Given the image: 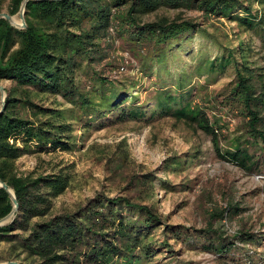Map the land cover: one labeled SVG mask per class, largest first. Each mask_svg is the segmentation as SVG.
Here are the masks:
<instances>
[{"label":"trees","instance_id":"16d2710c","mask_svg":"<svg viewBox=\"0 0 264 264\" xmlns=\"http://www.w3.org/2000/svg\"><path fill=\"white\" fill-rule=\"evenodd\" d=\"M24 1L0 0V12L8 4L14 16ZM26 5L27 27L0 18V81H11L0 113V180L19 201L16 214L0 225V244L10 242L20 264H150L158 250L173 252L174 239L187 236L194 244L195 234L167 223L156 202L100 196L57 212L56 199L73 181L72 166L42 160L43 169L26 174L18 161L27 154L76 151L78 128L172 116L212 135L221 158L251 171L264 159V0H29ZM190 11L201 15H183ZM223 18L237 22L238 45L210 30L208 21L223 23ZM196 36L203 43L194 45ZM227 72L233 80L221 94L222 114L211 115L207 109L218 97L205 95L210 85L197 80H217ZM2 105L0 91V110ZM234 110L243 131L230 138L225 151L223 112ZM119 157L125 161V154ZM152 180L147 187L148 180L141 181L138 192L155 199ZM14 207L10 191L0 186V220ZM231 210L241 207L232 201L218 207L211 221H223ZM214 225L197 232L215 237L216 251L226 257L243 234L231 239Z\"/></svg>","mask_w":264,"mask_h":264},{"label":"rangeland","instance_id":"374dc122","mask_svg":"<svg viewBox=\"0 0 264 264\" xmlns=\"http://www.w3.org/2000/svg\"><path fill=\"white\" fill-rule=\"evenodd\" d=\"M8 10L6 4L3 12L9 13ZM176 13L169 12L172 16ZM183 15L191 17L201 13L190 11ZM15 18L21 22L18 24L23 23L21 12L16 13ZM222 22L218 19L208 21L210 30L238 45L240 29L237 22L226 18ZM201 23H205V19H201ZM200 41L203 43V37L196 36L193 44ZM214 50L212 47V52ZM232 80L231 72L217 80L213 77L197 80L202 85H210L205 95L210 93L218 97L213 102L217 105L207 109L211 115L220 112L225 99L221 94L227 91V84ZM0 85L10 87L11 81H0ZM225 113L226 125H223L220 143L226 151L232 146L230 138L242 134L243 130L237 124V111ZM97 124L76 130L79 137L76 151L27 154L18 161L21 171L26 174L39 166L43 169L42 160L63 161L72 166L73 181L56 199L57 212L74 209L100 196L124 195L135 201L156 202L165 221L174 227L190 230L195 234V243L191 245L187 236L174 239L170 249L173 252L160 253L158 250L150 264H264V159L257 157V164L251 171L241 169L238 164L220 157L212 135L172 116H162L155 121L129 118L112 124L106 122L103 126ZM119 154H125L124 162ZM148 176L155 185V199L147 197L143 190L138 192L141 181L148 180L146 187L150 184ZM231 201L241 210H231L233 215L223 221L216 218L211 221L210 213L218 207L227 208ZM211 222L228 238L243 234L235 237L237 243L226 257L216 251L215 237L209 239L197 232L210 227ZM161 232L162 229H158L155 234ZM17 254L10 242L0 244L1 264L17 261L13 259ZM23 257L22 254L19 259L22 261Z\"/></svg>","mask_w":264,"mask_h":264},{"label":"water","instance_id":"95a60500","mask_svg":"<svg viewBox=\"0 0 264 264\" xmlns=\"http://www.w3.org/2000/svg\"><path fill=\"white\" fill-rule=\"evenodd\" d=\"M28 1L29 0H25L23 2V4H22L23 6H22L21 11H20L21 12V18L23 21L22 24H18L16 21H14L13 16L10 15L9 13L0 12V18L4 17V18L8 19L9 21H11L14 25L17 24L19 26H22L23 28L27 27V21H25V11H26V7H27L26 4ZM0 91H2V101H3V105H2V108L0 110V113H1V111H3V109L5 108L6 87L4 85H0ZM0 186H4L10 191V193L12 194V197L14 198V204H15V207L11 211V213L9 215H7L6 217H4V219L0 220V225H2V224H5V222H7L9 219H11L16 214V211L18 210V207H19V201H18V198L15 196L14 191L9 187V185L5 181L0 180ZM6 264H20V263L18 261L11 260V261H8Z\"/></svg>","mask_w":264,"mask_h":264},{"label":"bare ground","instance_id":"6f19581e","mask_svg":"<svg viewBox=\"0 0 264 264\" xmlns=\"http://www.w3.org/2000/svg\"><path fill=\"white\" fill-rule=\"evenodd\" d=\"M14 21H16L17 23H21V22L17 21L16 18L14 19Z\"/></svg>","mask_w":264,"mask_h":264}]
</instances>
